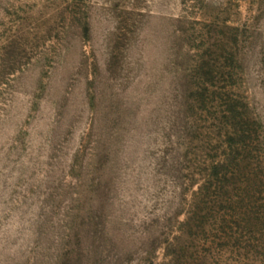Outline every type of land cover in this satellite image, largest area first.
<instances>
[{"label": "rangeland", "instance_id": "rangeland-1", "mask_svg": "<svg viewBox=\"0 0 264 264\" xmlns=\"http://www.w3.org/2000/svg\"><path fill=\"white\" fill-rule=\"evenodd\" d=\"M0 264H264V0H0Z\"/></svg>", "mask_w": 264, "mask_h": 264}]
</instances>
